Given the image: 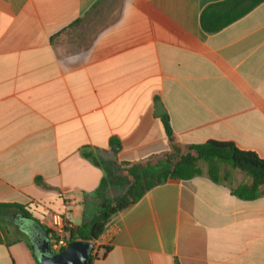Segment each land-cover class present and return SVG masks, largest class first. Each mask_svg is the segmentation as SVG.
Wrapping results in <instances>:
<instances>
[{"label":"crops","instance_id":"crops-1","mask_svg":"<svg viewBox=\"0 0 264 264\" xmlns=\"http://www.w3.org/2000/svg\"><path fill=\"white\" fill-rule=\"evenodd\" d=\"M225 1L0 0V205L24 208L34 234L53 213L90 221L116 163L168 150L157 103L176 142L264 159V2L208 34L203 10ZM237 172L151 189L112 217L92 264H264V187L239 198ZM26 240L0 236V264H38Z\"/></svg>","mask_w":264,"mask_h":264},{"label":"trees","instance_id":"trees-1","mask_svg":"<svg viewBox=\"0 0 264 264\" xmlns=\"http://www.w3.org/2000/svg\"><path fill=\"white\" fill-rule=\"evenodd\" d=\"M263 2L264 0H227L209 5L201 14V26L208 34L217 33ZM161 119L168 138V150L138 162L116 163L122 174L118 177L119 184L125 187L122 194L97 211L90 221H85L80 226L70 227L66 221V233L70 242L97 241L113 216L138 202L157 186L171 180L189 181L200 176L201 163L207 165L209 177L216 183L221 181L222 168H225V181H231L232 171L242 172L245 181L234 191L239 198L254 200L260 195L264 187V159L256 152L240 149L232 142L213 140L203 144L176 142L168 115H163ZM83 155L93 159V153L89 149H84ZM36 182L42 184L39 178ZM106 185L107 181L104 180L103 188ZM18 212L34 220L22 207L0 205V219L5 218L7 213L13 215ZM44 229L46 233L49 232L47 228ZM26 241L29 245L28 240ZM102 250L105 255L110 248L105 247ZM96 258L97 255L92 254L88 264H92Z\"/></svg>","mask_w":264,"mask_h":264},{"label":"water","instance_id":"water-1","mask_svg":"<svg viewBox=\"0 0 264 264\" xmlns=\"http://www.w3.org/2000/svg\"><path fill=\"white\" fill-rule=\"evenodd\" d=\"M165 110L160 103H157V115H164ZM120 150V146H113L112 152ZM40 232L32 233L28 230L31 238V249L34 252L38 264H88L91 255L95 250L94 242L72 241L68 246L58 253L51 250L50 241L45 229L39 224Z\"/></svg>","mask_w":264,"mask_h":264},{"label":"rangeland","instance_id":"rangeland-1","mask_svg":"<svg viewBox=\"0 0 264 264\" xmlns=\"http://www.w3.org/2000/svg\"><path fill=\"white\" fill-rule=\"evenodd\" d=\"M200 167L204 170H207V165L205 163H201ZM224 169L225 168L221 169V175H224ZM114 173L117 176L109 178V180L113 183V187H110L109 191L106 193V197L101 200L99 207L100 210L103 209L107 203L112 202L114 199H118L125 188L124 186H121L118 181V177L122 175L121 171L118 169V171H115ZM237 173L239 174L240 172ZM241 175L245 177L243 173ZM11 217L12 214L7 213L5 218L0 219V236L8 242H10L13 238L24 237V235L17 230L15 224L11 220Z\"/></svg>","mask_w":264,"mask_h":264},{"label":"built area","instance_id":"built-area-1","mask_svg":"<svg viewBox=\"0 0 264 264\" xmlns=\"http://www.w3.org/2000/svg\"><path fill=\"white\" fill-rule=\"evenodd\" d=\"M67 223L64 216L60 213H53L47 229L48 239L50 241L51 250L54 253L65 249L69 244L68 234L66 233Z\"/></svg>","mask_w":264,"mask_h":264},{"label":"flooded vegetation","instance_id":"flooded-vegetation-1","mask_svg":"<svg viewBox=\"0 0 264 264\" xmlns=\"http://www.w3.org/2000/svg\"><path fill=\"white\" fill-rule=\"evenodd\" d=\"M23 215H13L11 217L12 222L15 224L16 228L18 231H20L24 237L28 240L29 243H31V238H30V233L28 232L29 226L27 224L26 216L24 218L22 217Z\"/></svg>","mask_w":264,"mask_h":264}]
</instances>
